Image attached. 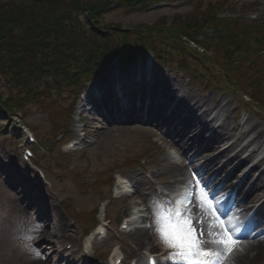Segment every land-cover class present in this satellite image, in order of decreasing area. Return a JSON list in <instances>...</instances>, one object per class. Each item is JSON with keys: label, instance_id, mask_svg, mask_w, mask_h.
Returning <instances> with one entry per match:
<instances>
[{"label": "rangeland", "instance_id": "1", "mask_svg": "<svg viewBox=\"0 0 264 264\" xmlns=\"http://www.w3.org/2000/svg\"><path fill=\"white\" fill-rule=\"evenodd\" d=\"M13 1L15 0H0V5H7ZM27 3L29 5V2ZM234 4L236 5L234 9L230 8ZM215 6L219 7V16L229 19L234 17L257 18L264 26V0H175L159 7L153 6L150 10H145V8L142 9L141 7L127 11L115 8L102 17L101 25L120 23L124 27H132L143 24L173 23V26H176L177 21L180 19H196L199 22L200 19H203L202 16L208 8H214ZM84 18L85 15L82 12V20L87 21ZM76 28H80L78 21ZM237 28L239 31V27ZM22 30L23 27H21L19 33ZM253 31L258 34L262 32V29L260 25H257ZM250 32L251 29L245 27L242 33L249 34ZM214 46L209 47L207 54L214 53ZM255 52L256 49L252 46L248 49L246 57H252ZM179 55L181 56V54ZM171 56L168 59L172 60L174 64L169 69L164 68V66H157L154 54L149 52L145 59H141L144 61H139L136 65L128 67L126 71L119 72V67L116 65L109 70L108 80L110 78L127 80L124 78L127 74L133 80H136L137 86L142 88L138 95H135L134 101L130 100L126 107L119 108L118 103H114L113 100L108 103L98 104L93 102L92 99L85 101L86 105L79 106L89 86L94 82L101 85L105 84L97 80L85 86L82 90L83 94L79 96L74 107L71 104L76 100L77 89L68 88L66 85L59 86L56 83V85L50 84L41 93H38L42 87L31 84V90L36 89L37 92L31 95L28 101L24 100L21 104L26 114L24 121L19 115L8 118V116L0 113V199L8 201L7 203L12 205L11 202L16 197L22 196L27 202V204H23L25 213H21L20 218L18 217L19 222L14 221L12 217H8L10 214L9 210L6 215H3V227L0 228V264H63L60 261L61 257L56 256L52 248V243L56 236L53 233L55 224L48 216L41 217L38 214V212L42 214L43 211L39 209V206V211L35 208V203H33L28 192H26V190L31 189V186L36 189V193H42L43 196L48 198L51 197L54 202L52 208L55 213L58 216H62L64 222H68V227L65 231L66 236L71 235L75 239H79L81 247L76 246L75 241L71 242L69 250L74 251L79 248L78 255L82 256L81 252L82 249L84 250L85 235L89 234L92 227L89 219L101 220L100 214L96 215V213L97 211L99 212L103 202H108L107 217L113 221L108 232V238L102 244L95 246V257L106 258L107 252L111 247L123 244L121 246L122 255L128 257L129 262L133 257L138 259L135 254L136 245L132 237L129 234L121 233L119 225L115 224L114 219L117 215H123L128 210L126 207H130L132 204L140 205L144 209V214L150 217L151 211L148 209V203L152 204L155 201L154 196L160 194L164 188H170L168 184L162 183L160 178L161 173H170L172 166L169 163L162 162L164 156L159 153V146L163 143L159 132V121L169 116L172 110L175 111L181 107L176 106L174 108L175 104H173L172 110L167 109L166 103L171 100L170 95L174 92L178 93V101L183 96H187L183 99L184 102L187 98H190L188 96H192L196 101L200 102L214 101V112L212 114H220V117L225 112L224 110L217 112L218 106L216 107V105L222 101H229L230 106L226 112L229 128L234 129L237 124L248 122L249 126L258 124L260 129L264 130V111L256 107L243 108L242 102L240 103L241 91L226 92V89L222 87L219 91H215L217 88L216 84L207 80L201 74L198 76L201 78L194 81L192 77L197 78L195 73L192 70L191 72L184 70V67H177V64L181 65L180 59L176 58L173 53ZM212 56L213 61H215V58L216 61H221V57H216V54H212ZM217 56L219 55L217 54ZM259 57L264 58L262 55ZM189 62L190 67L191 65L196 66L198 71L204 69L196 59L189 60ZM221 62L220 64H224L223 66L227 63L224 60ZM240 64L243 69L247 67V61L244 58L237 66H231L228 63V67L237 68ZM213 66L216 67L217 65L213 64ZM213 66L214 76L222 74L216 71ZM255 68L256 66L253 67L252 73H260V75L263 73L257 72ZM139 75L143 79L139 78ZM236 76L240 79L241 88L247 92L250 87H257L258 85L252 78L240 77L239 73H236ZM10 89L14 93L13 99L21 96V91L18 88L12 86ZM0 93L5 96L10 94L8 86L3 84L1 75ZM260 94L263 96L262 98L256 93L264 103V93L261 91ZM109 96L112 95L109 94ZM108 98L112 99L111 97ZM102 100L103 98L99 102ZM91 103L96 106L92 112L90 111ZM79 108L86 114L94 112L90 117L93 122H89L86 125L90 129L85 138L87 141L80 148L68 151V141L80 139V135L83 134L81 129L84 128V125L79 122ZM139 109L145 112H141L144 116L140 118L137 117V114H140ZM73 110V121L71 126H69V134L51 139L50 137L53 135L57 122L61 120L66 122L67 116L71 117ZM148 112L152 115L150 116ZM219 121H221L220 118ZM184 125L188 127L190 124L185 122ZM29 129L36 133L38 139V145L33 147L35 152L34 163L44 169L47 178L52 182L50 186L42 185L35 171H28L29 168L23 164L21 158L22 148L26 142L25 132ZM238 129L235 128L233 130L234 137H230V135L226 137L221 133L217 134L215 138L205 135L203 143L204 145L208 144L210 149L209 151H203L204 156L200 158V161L213 158L217 156L221 149L228 148L237 135L239 136L240 130ZM219 138H225V140L221 143V147L212 151ZM241 141L237 149L248 144L250 137H245ZM249 144L242 155L250 156V153L256 149L251 158L255 162L264 155V142L261 146L257 143ZM198 149H194L192 154L197 152ZM189 154H191L190 151ZM233 167L231 166L227 171ZM258 168L260 170H257L255 175L264 172V166H258ZM5 171L6 174L4 173ZM246 172V170H243L239 175H243ZM115 173L120 176H127L133 190L137 188L140 192L130 198L115 199ZM188 173L189 171L187 176L190 178ZM18 175H20L19 178L17 177ZM132 177L136 178V183L130 180H133ZM260 186L263 187L264 184ZM63 201L69 203V206H62L61 203ZM47 208L49 209V206ZM15 223H18V228L12 229L11 226ZM144 223L147 225V222ZM42 228L48 231L45 232V235H42L40 230ZM150 233L149 244L141 250V256H143L144 260L145 253L149 251L157 252L163 248L154 234L153 227ZM81 235H83V238H81ZM239 239L241 240L242 238ZM32 244L33 247L31 246ZM89 253L92 254L93 251H89ZM91 261L98 262L95 258Z\"/></svg>", "mask_w": 264, "mask_h": 264}, {"label": "trees", "instance_id": "2", "mask_svg": "<svg viewBox=\"0 0 264 264\" xmlns=\"http://www.w3.org/2000/svg\"><path fill=\"white\" fill-rule=\"evenodd\" d=\"M112 1L114 0H15L7 5H0V64L6 66V72H13L18 76V85L25 82L23 89L28 94L31 93L29 82L34 81L35 77L42 82L53 81L55 85L57 83L62 86L71 79V82L75 81L79 85L78 78L96 74L107 62H111L104 60L107 57L113 59L122 55L125 61L134 59L148 47L146 41L136 46L127 42L111 44V37L102 43L97 40L100 36L97 28L101 27L98 25V9L102 4ZM137 1L146 4L150 0ZM82 12L87 21L82 20ZM77 21L80 23L79 29L76 28ZM197 22L196 19H180L175 27L167 28L170 42L165 47H177L187 52L190 49L174 38L188 36L194 39L207 26L216 31V35L209 39V42H219L216 49L219 56L216 57L225 61L232 58L235 53L230 47L232 43L237 42L238 50L242 48L239 39L225 38L233 25L232 21H219L215 15L210 14ZM21 27L23 30L19 33ZM133 34L136 33L126 32L125 36L128 38ZM82 57L83 61L80 62Z\"/></svg>", "mask_w": 264, "mask_h": 264}, {"label": "bare ground", "instance_id": "3", "mask_svg": "<svg viewBox=\"0 0 264 264\" xmlns=\"http://www.w3.org/2000/svg\"><path fill=\"white\" fill-rule=\"evenodd\" d=\"M112 86L113 82L109 81L106 83V85H101L98 83L94 84L93 87L101 89L105 87L111 88ZM111 89L112 93L114 92L115 94L119 92L125 93L128 91V89L125 87L124 80H122L121 86L119 88L113 90L112 87ZM91 95L92 93H88L87 97L89 98V96ZM177 96L178 93L175 92L170 95L171 100L166 103L167 109L169 108L172 110L171 107L173 106V104H175L174 108H176V106L181 107L176 109L175 111L172 110V113L169 116H166L159 121V131L162 135V140L164 143L159 146V153L164 154V158L162 159L163 162H168L172 157V153L168 146H172L181 154L182 161L180 164L178 162H173L174 164L170 174H162L160 177L161 180L165 183H169L170 178L175 177L174 183H186L187 169H190L192 175L196 176V180L198 179L201 185L208 191L209 182L205 184L203 182V176L208 177L209 181L210 178L213 177V182H218L220 184L219 187H221V190L224 191V194L221 197L214 199L217 214L220 215L222 219L231 221L228 224V227L235 228L238 226L240 229L246 232L249 231L248 234L252 235V228H254L257 224L262 225L264 223V186H260L261 184H264V172H262L257 177L254 175L256 170H258V166L264 164V156L252 164L253 166L246 175V179L241 180L242 183L237 188V193L239 195L238 206L236 208V211L232 212L231 216L227 217L225 215V207L223 203L226 198L231 197L230 188H234L236 180L238 179V172L241 165L247 163L249 159L252 158L256 150H254L250 154V156L247 157H242L243 152H245L247 147L250 145L249 143H257L259 144V146H261V144L264 142V130L260 129L258 124L250 126L248 125V122L237 124L235 128H239L238 130H240V134L239 136L237 135V137L234 139V143H232L228 148L221 149V151H219L217 156H215L214 158L200 161V158L204 156L203 151H209L210 149V146L208 144L204 145L203 143L205 135L212 138H215V136L220 133L226 137H229V135L230 137L235 136L233 134V130L235 128H229L228 115L226 114L227 108L230 106V103L229 101H222L216 105V107L218 106L217 112L223 110L225 112V114L220 117V114H212L214 112V101L200 102L196 101L192 96H188L190 98H187L188 100L186 99V101L184 102L183 99L187 96H183L180 101H178ZM102 101L104 103H108L111 102L112 99L108 98L107 96ZM98 104H100V102ZM139 112L140 114H137V117L140 118L141 116H144L143 113H141L142 109H139ZM174 113L176 114L174 115ZM149 115L151 116L152 114L149 113ZM219 118L221 121H219ZM175 119L177 120L175 121ZM89 122H93V119H90ZM185 122H188L190 125L186 127L184 125ZM245 137H250L249 143L242 146L240 149H237V146H240V143L242 142L241 140ZM224 140L225 138H219L216 141L214 149L212 148V151H214L218 147H221V143ZM197 148H199L198 151L193 153V156H190L189 151L192 154L193 150ZM231 166H234V168L230 171H227ZM4 173L6 174V171ZM252 178H254V184L249 189L248 182ZM26 192L31 193L32 189H28L26 190ZM209 193L212 197L213 191L211 190ZM214 194H217V192H215ZM243 195L244 197L241 198L240 196ZM31 199L33 203H35L34 199ZM43 201L44 199L39 195L36 204H39V202ZM7 202L3 199H0V219L1 217H3V215H6L7 211L9 210L10 214L8 215V217H12L14 218V221L19 222L18 217L20 218L21 213H25L23 204H27L26 200L22 196H18L16 197V199H14V201L11 202L12 205H9ZM19 202H21V204H19ZM42 204L46 207L50 206V203L48 201H44ZM250 204L252 205V207L248 208V205ZM245 207L248 211L250 209L255 210V220L251 222L245 221V219L243 218L244 213L240 212ZM189 209L191 210V215L196 216L198 220H202L205 230H207L210 223L213 225L216 223L214 218L209 221V218L205 216L201 211L200 205L197 201ZM48 212H42L43 215L39 212L38 214L41 217L48 216L53 220L55 224V230L53 233L56 234V236L54 237L56 240L54 239L55 243L52 244V247L57 250L58 254H65V250H63L62 248V246L64 245H61L62 240L60 238L63 235L62 233H64L65 231L63 228L67 226V222H64L63 217L58 216L57 213L53 212L52 215H49ZM131 217L132 215L129 216L130 219ZM194 222L199 229L201 227V223L196 221ZM2 227L3 223L0 222V228ZM11 228H18V223H15L13 226H11ZM41 231L42 235H45V232H48L45 228H42ZM130 232L139 251L142 247L149 244L151 233L148 229L142 226L134 227L131 228ZM242 241L244 242L245 250L241 253H237L230 264H264V232L260 233L258 235V238H255L254 236L253 239H250L248 237L247 239H244ZM116 261L117 257L115 258L113 264H115ZM226 264H229V262L226 261Z\"/></svg>", "mask_w": 264, "mask_h": 264}, {"label": "snow or ice", "instance_id": "4", "mask_svg": "<svg viewBox=\"0 0 264 264\" xmlns=\"http://www.w3.org/2000/svg\"><path fill=\"white\" fill-rule=\"evenodd\" d=\"M196 189L201 211L209 221L214 218L216 223H210L205 230L202 220L190 214L191 210L186 206L189 197L185 193L176 201H169L168 208L158 200L153 202L154 234L168 250L166 259L170 264H226V261L230 264L237 253L245 250L244 242L228 227L231 221L217 214L214 198L198 179L195 188L189 191ZM194 221L201 223L199 229ZM206 245H214L216 250L206 248Z\"/></svg>", "mask_w": 264, "mask_h": 264}]
</instances>
